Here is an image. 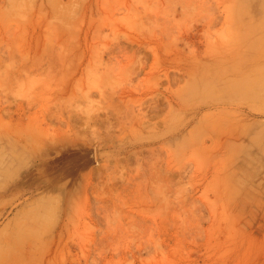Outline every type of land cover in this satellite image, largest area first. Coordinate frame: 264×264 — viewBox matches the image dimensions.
I'll return each instance as SVG.
<instances>
[{"label":"rangeland","instance_id":"1","mask_svg":"<svg viewBox=\"0 0 264 264\" xmlns=\"http://www.w3.org/2000/svg\"><path fill=\"white\" fill-rule=\"evenodd\" d=\"M261 36L264 0H0V264H264Z\"/></svg>","mask_w":264,"mask_h":264},{"label":"bare ground","instance_id":"2","mask_svg":"<svg viewBox=\"0 0 264 264\" xmlns=\"http://www.w3.org/2000/svg\"><path fill=\"white\" fill-rule=\"evenodd\" d=\"M253 33H254V32H253ZM260 38H262V39H259V38H258L259 40H258V39L256 40L258 43H260L261 40H263L264 36H261ZM245 40H246V37H245ZM254 41H255V40H254ZM254 41H253L251 44H249V46L252 45L251 47H253V45L256 44V43H254ZM256 41H255V42H256ZM259 41H260V42H259ZM263 43H264V42H263ZM263 43H261V44H263ZM256 45H257V44H256ZM258 45H259V44H258ZM263 46H264V45H263ZM255 47H256V46H255ZM255 47H254V48H255ZM258 47H259V46H258ZM261 48H262V46H261ZM250 50H252V52H253L254 49H251V48H250ZM250 50H248V51H250ZM261 50H262V49H260V51H261ZM252 52H251V53H252ZM254 52H256V50H254ZM254 52H253V53H254ZM261 52H262V51H261ZM249 53H250V52H249ZM240 55H241V54H240ZM238 58H239V57H238ZM235 60H236V59H235ZM239 60H240V59H239ZM246 61H247V60H246ZM251 61H252V60H251ZM232 62H233V61H232ZM241 63H243V62H241ZM246 63H247V62H246ZM250 63H251V62H250ZM233 64L236 65L235 63H233ZM238 66H239V65H238ZM235 67H236V66H235ZM234 70H235V69H233V71H234ZM234 72H235V71H234ZM263 73H264V72H263ZM164 75H165V74H164ZM165 76L167 77L168 75L166 74ZM169 76H170V75H169ZM169 76H168V79H169ZM222 76H223V75H222ZM224 76H225V74H224ZM226 76H227V75H226ZM226 76H225V77H226ZM219 77L221 78V75H220ZM163 78H165V77H163ZM168 79H167V80H168ZM218 79H219V78H218ZM221 80H222V79H221ZM239 81H240V80H239ZM241 81H242V80H241ZM166 82L169 83V81H166ZM235 82H236V81H235ZM168 83H167V84H168ZM227 85H228V84H227ZM227 85H226V86H227ZM157 86H158V85H157ZM226 86H225V88H226ZM228 86H230V85H228ZM231 86H232V85H231ZM263 87H264V85H263ZM227 88H229V87H227ZM238 88H239V87H238ZM263 89H264V88H263ZM149 91H150V89H149ZM154 91H155V89H154ZM252 91H253V90H252ZM259 91H260V90H259ZM255 92H256V91H255ZM146 94H147V93H146ZM150 94H151V93H150ZM153 94L155 95V93H153ZM253 94H254V92H253ZM151 95H152V94H151ZM159 95H160V94H159ZM159 95H157V96L159 97ZM250 95H252L251 92H250ZM257 95H259V94H257ZM143 96H144V95H143ZM149 96H150V95H149ZM155 96H156V95H155ZM155 96H154V97H155ZM253 96H255V95H253ZM263 96H264V95H263ZM145 97H146V96H145ZM170 97H171V96H170ZM260 97H262V96H260ZM151 98H152V96H151ZM257 98H259V97H257ZM143 99H144V98H143ZM143 99H142V100H143ZM153 99H154V98H153ZM153 99H152V100H153ZM165 99H167L166 96H165ZM139 100H140V99H139ZM149 100H150V98H149ZM152 100H151V102H152ZM155 101L157 102V99H155ZM140 102H141V100H140ZM156 102H155L153 105H155ZM168 102H169V101H168ZM215 102H216V101H215ZM141 103H142V102H141ZM152 103H153V102H152ZM223 103H224V102H223ZM209 104H210V102H209ZM209 104L206 105L207 108H209L210 106H212V104H210V105H209ZM215 104H216V103H215ZM215 104H213V105H215ZM218 104H219V103H218ZM225 104H226V103H225ZM140 105H141V104H140ZM153 105H152V107H153ZM156 105H157V104H156ZM156 105H155V108H156ZM169 105L171 106L170 103H169ZM142 106H143V104H142ZM149 106H151V105H149ZM138 107H140V106H138ZM152 107H149V109L152 108ZM142 108H143V107H142ZM142 108H138V109H142ZM168 108H169V107H168ZM152 109H153V110H152ZM152 109H151L152 112H156V109H157V108L155 109V111H154V107H153ZM142 110H143V109H142ZM202 110H203V109H202ZM138 111H139V110H138ZM138 111H137V112H138ZM141 112H142V111H140V113H141ZM153 116H154V115H153ZM169 116H170V112H169ZM167 117H168V115H167ZM151 119H153V118L151 117ZM167 122H168V121H167ZM189 122H190V121H189ZM164 123H165V122H164ZM165 124H166V123H165ZM165 124H164V125H165ZM148 125H150V124H148ZM148 125H147V126H148ZM155 125H156V123H155ZM155 125H154V126H155ZM141 126H142V124H141ZM141 126H140V127H141ZM152 126H153V125H152ZM148 127H149V126H148ZM166 127H167V126H166ZM154 128H156V126H155ZM168 128H169V126H168ZM168 128H167V129H168ZM139 129H140V128H139ZM165 129H166V128H165ZM151 130H152V127H151ZM155 130H156V129H155ZM138 131H139V130H138ZM170 131H171V130H170ZM155 132H156V131H155ZM145 134H146V133H145ZM153 134H154V133H153ZM157 135H161V134H157ZM163 135H164V134H163ZM163 135H162V136H163ZM143 136H144V135H143ZM159 137L161 138V136H159ZM151 138H153V137H151ZM154 138H155V136H154ZM168 138H169V137H168ZM148 139H150V138H148ZM155 139H156V138H155ZM169 139H170V138H169ZM141 140H142V139H141ZM138 141H139V140H138ZM149 141H150V140H149ZM171 141H172V140H171ZM160 142H161V141H160ZM143 143H144V142H143ZM159 144H160V143H159ZM150 145H151V143H150ZM153 146H154V145H153ZM15 147H16V145H15ZM148 147H149V146H148ZM151 147H152V146H151ZM25 148H26V146H25ZM143 150H144V149H143ZM151 150H153V149L151 148ZM154 152H155V151H154ZM154 152H153V153H154ZM168 152H169V151H167V153H168ZM140 153H141V152H140ZM146 153H147V152H146ZM87 154H88V153H87ZM147 154H148V153H147ZM159 154H160V153H159ZM156 155H157V154H156ZM149 156H150V155H149ZM153 156H154V155H153ZM153 156H151V157H153ZM158 156H159V155H158ZM86 159H89V158L86 157ZM93 159H94V157H93ZM87 161H88V160H87ZM89 161H90V160H89ZM94 161H95V160H93V162H94ZM151 161H152V159H151ZM95 163L97 164V161H96ZM150 163H152V162H150ZM167 163H168V161H166V164H167ZM152 164H153V163H152ZM152 166H153V165H152ZM152 166H151V168H152ZM155 166H156V165H155ZM166 166H167V165H166ZM151 168H148V169H151ZM167 169H168V168H167ZM168 170H169V169H168ZM21 171H22V170H21ZM157 171H158V170H157ZM163 172H165V171H163ZM168 172H169V171H168ZM168 172H167V173H168ZM145 173H146V172H145ZM159 174H160V173H159ZM164 174H165V173H164ZM147 175H148V174H147ZM153 175H154V174H153ZM153 175H152V176H153ZM156 175H157V174H156ZM164 176H165V175H164ZM168 176H171V175H168ZM153 177H156V176H153ZM162 177H163V175H162ZM165 177L167 178V176H165ZM166 178H165V180H167ZM23 179H24V178H23ZM148 179H150V178L148 177ZM157 181H159V180H157ZM167 181H168V180H167ZM22 182H23V181H22ZM22 182H21V183H22ZM159 182H160V181H159ZM161 182H163V179L161 180ZM19 183H20L19 181H11L10 184L7 186V189H14L16 186H18ZM167 183H168V182H167ZM169 184H170V183H169ZM150 185H152V184H150ZM24 186H25V185H24ZM167 186H168V185H166V187H167ZM170 186H171V185H170ZM170 186H169V187H170ZM150 187H151V186H150ZM152 187H153V186H152ZM152 187H151V189H153ZM166 187H165V188H166ZM165 188H164V189H165ZM170 189H171V188H170ZM153 190H154V189H153ZM167 192H168V190H167ZM168 194H169V193H168ZM153 195H154V194H153ZM160 196H161V195H159V197H160ZM156 197H157V196H156ZM159 197H158V198H159ZM168 197H169V196H168ZM66 198H67V197H66ZM164 198H165V197H164ZM161 201H162V200H161ZM163 201H164V200H163Z\"/></svg>","mask_w":264,"mask_h":264}]
</instances>
